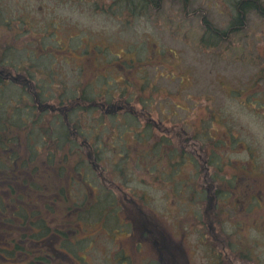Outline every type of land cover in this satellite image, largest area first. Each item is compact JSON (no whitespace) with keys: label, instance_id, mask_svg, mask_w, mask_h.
<instances>
[{"label":"rangeland","instance_id":"374dc122","mask_svg":"<svg viewBox=\"0 0 264 264\" xmlns=\"http://www.w3.org/2000/svg\"><path fill=\"white\" fill-rule=\"evenodd\" d=\"M233 1L187 0L194 15L185 16L179 0H162L159 10L137 0L135 7L120 0H0V69L12 74L27 69L32 75L12 81L22 98L17 101V94L5 89L4 106L11 114L21 105L15 113L32 116L25 92L33 87L38 93L34 106L43 111L34 120L43 131L33 129L40 137L31 146L43 157L56 152L57 158L71 146V161L77 160L86 180V199L77 189L80 180L59 185L55 194L47 189L52 200L48 221L70 242L84 238L79 258L65 264H83L82 257L85 264H195L191 213L206 200L198 201L191 184L195 176L203 182L202 167H196L201 158L215 156L216 168L225 156L235 167L253 155L262 171L255 179L230 171L218 176L219 188L264 187V17L248 11L242 26L226 31L217 46L200 43L203 36L206 45L212 40L201 18L225 29L234 16ZM122 97H129L119 102L131 113L111 111ZM71 101L89 109L78 116L68 111ZM62 105L69 139H75L72 129L82 135L57 151L46 138H64V128L48 109ZM188 136L197 148L186 143ZM89 151L105 178L121 190L112 192L114 207L86 159ZM67 171L72 173L70 167ZM94 194L99 200L92 209ZM84 201L88 220L71 224L70 214L80 213ZM66 203L70 206L62 212ZM177 240L183 247L178 257Z\"/></svg>","mask_w":264,"mask_h":264},{"label":"trees","instance_id":"16d2710c","mask_svg":"<svg viewBox=\"0 0 264 264\" xmlns=\"http://www.w3.org/2000/svg\"><path fill=\"white\" fill-rule=\"evenodd\" d=\"M132 1L120 0L122 4L135 7ZM137 1L145 3L144 0ZM232 9L234 16L231 17L225 29H217L204 19L206 33L212 36V42H208V45L217 46L226 31L236 32L245 21L248 11H255L264 17V5L259 0H234ZM200 43L206 45L205 36L201 38ZM10 73L8 68H2L0 71V264H65L67 260L72 261V258H79L76 253L81 247L80 240L82 238L70 242L68 235L63 230L48 221L49 215L52 213V200L46 193L47 189H50V192L55 194L54 188L58 191L59 185L63 183L66 185L70 181L77 183L80 180V169L76 165L77 160L74 163L71 161V156L74 155L71 146L66 147L64 155L59 158L56 157V152L55 154L48 153L43 157L37 154V151H40L37 147L31 146V143L38 144L40 137L35 136L33 129L38 133L43 131V128L37 124V120H34L42 113L38 106H34L38 93L34 91L33 87L25 92L28 96L26 99L32 103L30 107V111L34 112L31 113L32 116L24 119L15 113V107L20 110L21 105L13 106V113L8 114V108L3 103V100L5 101L4 90L9 89L11 93L17 94L15 95L17 101L22 98L15 83L4 81L2 78L3 74L5 76ZM24 75L32 77L30 73L27 74V69H25V74L17 73L15 76L24 78ZM36 87L38 88V86ZM61 107L66 106L62 105ZM70 107L72 108H69L68 111L76 113L78 116L82 111L89 109L82 105H75V101L70 102ZM55 116L60 121V126L64 128V132H61L64 138L51 135L49 139H46L54 141L52 143L57 147V151H63L62 144L68 141L69 133L62 116L59 113ZM55 126L58 127L57 121ZM69 140L70 143H73L71 139ZM44 143L47 144V142ZM80 149L83 150V148ZM46 151L47 149L42 150V152ZM67 165L72 172L69 175H67ZM49 177L58 178L64 182L57 183L50 180ZM81 181H85V177L83 178L82 175ZM77 189H81V185H77ZM97 200V196H93L89 203L93 208H90H97L98 205L94 206ZM67 205L70 206L66 203L60 210L63 212V207ZM79 209L80 213H74L73 216L70 214L71 224H80L76 221L78 219L81 222L88 220L85 214L89 209L85 205V201L83 205H79ZM80 261L85 264L84 259L81 258Z\"/></svg>","mask_w":264,"mask_h":264},{"label":"flooded vegetation","instance_id":"af4514ba","mask_svg":"<svg viewBox=\"0 0 264 264\" xmlns=\"http://www.w3.org/2000/svg\"><path fill=\"white\" fill-rule=\"evenodd\" d=\"M67 1L82 2V0ZM115 1L118 2V0ZM179 1L182 4L184 15L193 16L194 12L188 13L187 0ZM144 2L155 10H159V6L162 4V0H144ZM68 40H71V38ZM19 77L22 81L26 80L21 76ZM2 78L7 81L9 75L6 74L4 76L3 74ZM128 99L129 97L117 99V104L115 106L111 105L114 107L111 111L117 108L122 114H127L125 113L126 111L131 113L129 110H124L123 104H120L121 101H126ZM108 109H104V113H107ZM71 131L75 134L74 140L81 138V132H77L75 129ZM178 136L180 137L182 135L178 133ZM186 138L189 139V142H185L189 144L192 149L197 148L193 136H188ZM82 139L81 144L89 149L90 147H88L87 140L84 138ZM180 147H182V144H180ZM90 153L92 152L89 151L86 153V159L91 169L98 176L100 185L104 187L103 190L112 196L109 207H114V191L121 192V190L118 186L105 178L97 165L94 164L95 157ZM251 154H253V152H251ZM214 157L209 155L206 159L201 158L197 160L198 163L201 162L196 167L197 169L202 167L198 173L201 174L200 180H203V182L201 184V181L195 176L191 184L192 189H195V196L198 201L202 198L206 200V203H197L196 209L191 213L193 219V232L195 235V241L193 243L194 253L192 254L193 260L195 264H201V262L204 264H264V187L260 189L249 187L238 190L230 188L222 189L219 188L220 180L218 179L219 175L225 177L230 171H237L238 173L244 174L245 177L247 176L255 179L257 175L262 172L259 166H257V160L254 161L252 155L250 159L248 158V160L245 161L246 163L231 167L230 163H227L228 159L225 158V156H220V161L224 163L219 164V166L215 168L213 164L215 160ZM188 159H190L194 165L193 159L186 158L187 161ZM210 162L211 165H208ZM79 175L82 184L80 190L84 191L82 195L86 197V180L84 182L81 181V174ZM226 184L229 186L228 183ZM108 185L110 188L106 187ZM180 189L182 196L185 192V188L181 186ZM189 191L190 190H187V192ZM191 194H194V192ZM93 196L96 197L97 195L94 194ZM104 203L108 205L106 201ZM132 205L136 206V204ZM83 239L82 237V241ZM161 240H165V238L162 237ZM174 249L176 256H181L183 254L182 242L177 240ZM122 255V258L127 257L125 254Z\"/></svg>","mask_w":264,"mask_h":264}]
</instances>
